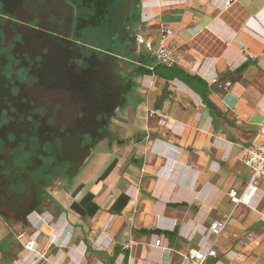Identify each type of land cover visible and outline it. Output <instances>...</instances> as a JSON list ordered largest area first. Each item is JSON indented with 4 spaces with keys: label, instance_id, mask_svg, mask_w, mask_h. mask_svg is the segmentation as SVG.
<instances>
[{
    "label": "crops",
    "instance_id": "crops-1",
    "mask_svg": "<svg viewBox=\"0 0 264 264\" xmlns=\"http://www.w3.org/2000/svg\"><path fill=\"white\" fill-rule=\"evenodd\" d=\"M156 1L145 4L159 13L149 38L157 47L173 29L176 63L158 64L138 45L133 62L150 72L127 79L133 86L114 110L111 140L77 174L66 166L48 176V220L31 217L38 232L0 214V264H191L183 255L207 251L212 237L201 228L220 219L228 222L206 264H264V180L250 205L231 198L251 177L242 146L264 145V0ZM213 76L231 86L209 83ZM36 203L34 216L44 205ZM50 222L51 240L69 249L39 238Z\"/></svg>",
    "mask_w": 264,
    "mask_h": 264
},
{
    "label": "rangeland",
    "instance_id": "rangeland-1",
    "mask_svg": "<svg viewBox=\"0 0 264 264\" xmlns=\"http://www.w3.org/2000/svg\"><path fill=\"white\" fill-rule=\"evenodd\" d=\"M3 1L0 213L11 224L23 218L31 225L29 231L38 232L28 218L36 202L44 205L38 208L39 215L32 217L33 222L48 203L38 183L66 166L77 174L96 153L99 142H109L114 135V110L123 86L138 67L133 59L138 56L136 42L148 0H140L138 8L136 0H122L121 15L112 26L114 33L109 30L110 36L105 27L98 29L94 21L83 20L89 16L87 10L77 11L65 0H6L5 5ZM80 13L83 17L77 22ZM129 35V46L106 47L113 38L120 36L123 41ZM129 101L135 104L138 99L132 96ZM18 115L25 119L29 115L36 122L22 124ZM30 126L32 131H28ZM52 161L56 167L47 166ZM12 217L16 219H9ZM59 222L58 216L52 221ZM52 223L42 228L39 238H49L45 243L48 249H69L70 245L51 240Z\"/></svg>",
    "mask_w": 264,
    "mask_h": 264
},
{
    "label": "built area",
    "instance_id": "built-area-1",
    "mask_svg": "<svg viewBox=\"0 0 264 264\" xmlns=\"http://www.w3.org/2000/svg\"><path fill=\"white\" fill-rule=\"evenodd\" d=\"M187 0H157L154 4L161 6H174L186 3ZM227 4H230V1L227 0ZM145 6V4H144ZM150 7L145 6L142 10L141 26L139 28L140 33L138 32L137 45H142L144 48L153 55L156 62L165 66H173L176 63L175 50L176 47L172 46L169 43L168 38L173 34V29L165 28L163 35L158 41L157 47L153 39H150V34L148 33V26L151 25V21L159 13L150 12L148 10ZM146 11V13H145ZM209 83H215L220 89H228L231 86V81L221 82L217 76L208 78ZM156 114V111L150 110V115ZM262 133H264V127L262 128ZM241 162L251 170V177L249 183L241 195L237 196L235 191L231 192L232 201L235 203H243L245 205H250L254 195L257 192L259 181L264 180V145H249L242 146ZM34 216V212H31L28 218ZM228 220L220 219L214 220L209 227L201 228L202 233H207L212 237L211 243L207 251H203L200 248H192L186 254L183 255L184 260L190 262L191 264H206V260L210 256H217V251L215 249V244L218 242V239L224 229L226 228ZM161 239L156 240V244L159 245ZM34 242H31L30 245H27L29 249L33 248Z\"/></svg>",
    "mask_w": 264,
    "mask_h": 264
},
{
    "label": "trees",
    "instance_id": "trees-1",
    "mask_svg": "<svg viewBox=\"0 0 264 264\" xmlns=\"http://www.w3.org/2000/svg\"><path fill=\"white\" fill-rule=\"evenodd\" d=\"M65 1L70 3L73 7H75V10H77V11L78 10L80 12L86 11V10L88 11L89 16H87V17H85V16L83 17L81 13L76 15V17H78L77 22L81 19L80 17H83V20H85V21L87 19L89 21H94L95 23H97V25H99L98 29H100L101 27H103V28L105 27V30L107 31V35H109V36H110L109 30L111 29L110 31H113L112 26L115 22L118 21V18L121 15L120 8L123 5L122 0H65ZM5 2H6V0L3 1V5H5ZM140 4H141V1L136 0L135 7L138 8L140 6ZM96 10L98 11V14H96ZM123 21H124V15H123ZM124 25H126V28H128L129 22L125 21ZM113 33H114V31H113ZM129 34L132 35V32H129ZM130 35L127 38H125L123 41H120L121 40L120 36L117 38H113L110 41V43L108 45H106V47H110V45H112V44H113V46H119L121 44L129 46L130 43H128L127 40L129 39L130 42H132ZM112 36H113V34H112ZM102 49H106V48H102ZM103 53H107V52H103ZM138 61L141 62L140 56L138 57ZM147 72H150V70L146 69V67H144L141 64H139L135 70V73L137 75L147 74ZM132 86H133V84H132L131 80H129L125 83V85L123 86L122 96H121L119 105L124 104V102L126 101V95L130 92V90L132 89ZM18 116H19L18 120L22 124L32 121V119L29 118V115L27 116L26 119H25L24 115L23 116L18 115ZM32 122H36V121H32ZM5 123H6V120H5ZM28 131H32L31 126L28 129ZM54 155H55V153H54ZM60 165H58L57 167H60ZM47 166L56 167L55 164L53 163V161H52V163H47ZM74 172L75 171H72L71 174H75ZM40 183H38L37 186H39V188L42 189V184H40ZM43 185H44V183H43ZM0 214L2 216V213H0ZM5 221L8 222L7 219H5Z\"/></svg>",
    "mask_w": 264,
    "mask_h": 264
},
{
    "label": "bare ground",
    "instance_id": "bare-ground-1",
    "mask_svg": "<svg viewBox=\"0 0 264 264\" xmlns=\"http://www.w3.org/2000/svg\"><path fill=\"white\" fill-rule=\"evenodd\" d=\"M47 220V217L46 216H43V215H40V216H38L35 220H34V224H39V223H42V222H39V221H43V222H45ZM62 225V224H61ZM66 226V225H65ZM63 227H64V225H63ZM62 228V227H61ZM63 230H64V228H63ZM62 230V231H63ZM61 231V232H62ZM60 233V232H59Z\"/></svg>",
    "mask_w": 264,
    "mask_h": 264
},
{
    "label": "flooded vegetation",
    "instance_id": "flooded-vegetation-1",
    "mask_svg": "<svg viewBox=\"0 0 264 264\" xmlns=\"http://www.w3.org/2000/svg\"><path fill=\"white\" fill-rule=\"evenodd\" d=\"M28 114H29V112H28ZM27 123H29V122H27ZM31 124H32V121L30 122ZM32 129V128H31Z\"/></svg>",
    "mask_w": 264,
    "mask_h": 264
}]
</instances>
